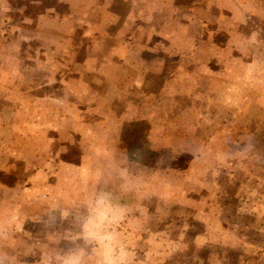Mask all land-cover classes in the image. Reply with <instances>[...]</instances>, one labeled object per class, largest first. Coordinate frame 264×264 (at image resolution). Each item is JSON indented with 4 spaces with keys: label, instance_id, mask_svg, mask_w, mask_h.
Returning <instances> with one entry per match:
<instances>
[{
    "label": "rangeland",
    "instance_id": "1",
    "mask_svg": "<svg viewBox=\"0 0 264 264\" xmlns=\"http://www.w3.org/2000/svg\"><path fill=\"white\" fill-rule=\"evenodd\" d=\"M234 2L190 10L197 43L155 60L151 97L64 120L30 106L4 128L0 111V264H264V0ZM139 118L144 164L120 136Z\"/></svg>",
    "mask_w": 264,
    "mask_h": 264
},
{
    "label": "crops",
    "instance_id": "2",
    "mask_svg": "<svg viewBox=\"0 0 264 264\" xmlns=\"http://www.w3.org/2000/svg\"><path fill=\"white\" fill-rule=\"evenodd\" d=\"M217 1L221 7L229 2ZM213 2L188 3L185 14L175 0H0V111L6 114L1 128L8 127L11 112L30 106L43 112L39 106L51 104L64 120L65 114L104 103L105 96L116 102L135 90L151 97L148 74L155 60L163 70L179 64L197 43L191 39L198 20L189 24V15L195 19L190 10H207ZM233 6L239 12L237 0ZM164 76L161 71L160 79L168 81ZM131 80L134 86H124ZM135 120L148 123L129 119L120 126Z\"/></svg>",
    "mask_w": 264,
    "mask_h": 264
},
{
    "label": "trees",
    "instance_id": "3",
    "mask_svg": "<svg viewBox=\"0 0 264 264\" xmlns=\"http://www.w3.org/2000/svg\"><path fill=\"white\" fill-rule=\"evenodd\" d=\"M121 138L125 145V156L131 162H138L144 164L146 160L150 159L153 152L145 146L146 137L149 131V125L145 120H135L123 123L121 126ZM131 131L133 134L137 133V137L130 141L124 142L123 133ZM142 156H145L143 159Z\"/></svg>",
    "mask_w": 264,
    "mask_h": 264
}]
</instances>
